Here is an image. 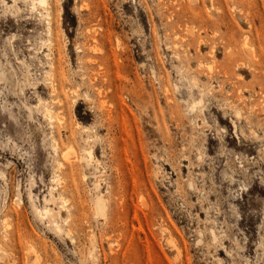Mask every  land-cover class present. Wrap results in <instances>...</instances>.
<instances>
[{"label": "rangeland", "instance_id": "1", "mask_svg": "<svg viewBox=\"0 0 264 264\" xmlns=\"http://www.w3.org/2000/svg\"><path fill=\"white\" fill-rule=\"evenodd\" d=\"M0 264H264V0H0Z\"/></svg>", "mask_w": 264, "mask_h": 264}, {"label": "bare ground", "instance_id": "2", "mask_svg": "<svg viewBox=\"0 0 264 264\" xmlns=\"http://www.w3.org/2000/svg\"><path fill=\"white\" fill-rule=\"evenodd\" d=\"M40 1V4L42 3V4H45V3H47V0H39ZM93 150V149H92ZM74 154V153H73ZM75 156V155H74ZM87 158H88V165H90V162H91V159L93 160V158H92V151L91 150H87ZM95 157V156H94ZM86 159V158H85ZM87 160V159H86ZM89 160H90V162H89ZM95 188L97 189H99V185H98V183H95ZM103 195V194H102ZM102 195H100V196H96L95 198H94V206H95V210H96V212L97 213H100V214H103V212H104V209H105V206H106V200H105V198L102 196ZM64 218H66V216L64 217Z\"/></svg>", "mask_w": 264, "mask_h": 264}]
</instances>
